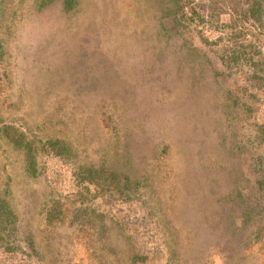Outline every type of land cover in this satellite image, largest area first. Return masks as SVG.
<instances>
[{"label": "rangeland", "instance_id": "rangeland-1", "mask_svg": "<svg viewBox=\"0 0 264 264\" xmlns=\"http://www.w3.org/2000/svg\"><path fill=\"white\" fill-rule=\"evenodd\" d=\"M264 0H0V264H264Z\"/></svg>", "mask_w": 264, "mask_h": 264}, {"label": "trees", "instance_id": "trees-1", "mask_svg": "<svg viewBox=\"0 0 264 264\" xmlns=\"http://www.w3.org/2000/svg\"><path fill=\"white\" fill-rule=\"evenodd\" d=\"M262 183H264V179L262 180Z\"/></svg>", "mask_w": 264, "mask_h": 264}]
</instances>
